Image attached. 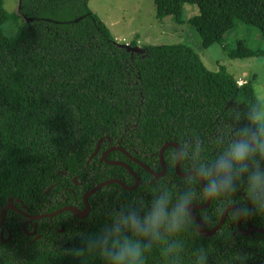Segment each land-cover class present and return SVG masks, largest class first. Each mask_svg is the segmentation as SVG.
Instances as JSON below:
<instances>
[{"label":"trees","instance_id":"obj_1","mask_svg":"<svg viewBox=\"0 0 264 264\" xmlns=\"http://www.w3.org/2000/svg\"><path fill=\"white\" fill-rule=\"evenodd\" d=\"M89 1L19 0L18 14L30 20L33 30L25 27L10 38L1 31L8 16L0 0V220L9 199L34 217L66 206L84 210V194L107 180L133 186L136 180L125 167L103 159L112 148L125 152H109L106 160L125 162L141 184L132 191L116 183L104 186L88 197L91 211L83 219L66 211L53 219L32 221L37 240L23 229L26 217L8 210L0 229V264H102L77 250L87 235L100 230L106 210L147 202L154 184L178 185L183 180L170 162L174 147L164 151L167 174L162 178L131 158L161 173L160 150L166 143L177 144L197 133L213 147L225 123V107L256 95L253 81L239 85L223 71H209L187 45L146 46L143 53L135 51L137 40L130 48L118 45ZM154 3L159 20L170 17L179 24L184 23V6H197L200 15L187 23L196 29L204 48L224 45L237 23L258 30L264 38V0ZM249 49L264 58V50ZM99 141V152L89 161ZM182 169L180 164L185 173ZM147 177L152 184L145 183ZM243 197L238 193L241 200L236 206L251 208ZM206 202L202 198L196 206ZM195 213L212 217L209 231L224 214L216 216L211 203ZM239 220L229 211L215 235L189 239L186 256L203 245L211 250L209 264H264V233L240 234ZM256 228L264 229V219L255 212L245 215L243 231ZM8 230L11 239L3 241ZM26 230L33 228L27 225ZM148 264L162 261L153 252Z\"/></svg>","mask_w":264,"mask_h":264},{"label":"clouds","instance_id":"obj_2","mask_svg":"<svg viewBox=\"0 0 264 264\" xmlns=\"http://www.w3.org/2000/svg\"><path fill=\"white\" fill-rule=\"evenodd\" d=\"M225 113L213 147L197 133L177 141L170 162L183 165L180 184L156 183L147 202L108 208L100 230L87 235L77 253L102 264H148L153 252L162 264H209L211 250L203 245L186 256L189 239L201 236V227L214 226L208 215L197 223L195 206L202 198L215 206L216 216L255 212L264 219V92L234 100ZM241 192L251 208L231 207Z\"/></svg>","mask_w":264,"mask_h":264},{"label":"rangeland","instance_id":"obj_3","mask_svg":"<svg viewBox=\"0 0 264 264\" xmlns=\"http://www.w3.org/2000/svg\"><path fill=\"white\" fill-rule=\"evenodd\" d=\"M89 7L110 29L120 46L130 48L137 40L135 51L143 53L146 46L187 45L199 55L209 71H223L239 85L253 81L256 95L264 92V58L257 57L249 49L264 50V38L254 28L240 27L236 22L224 45L204 48L196 29L187 23L200 15L197 6H184V23L181 24L170 17L159 20L154 0H90ZM3 9L8 16L1 27L4 35L16 38L25 27L32 32L30 20L18 14L19 0H3ZM254 22L258 24L260 19L256 17Z\"/></svg>","mask_w":264,"mask_h":264},{"label":"water","instance_id":"obj_4","mask_svg":"<svg viewBox=\"0 0 264 264\" xmlns=\"http://www.w3.org/2000/svg\"><path fill=\"white\" fill-rule=\"evenodd\" d=\"M100 144H101V141H99V143L97 144V147L94 151V153L91 155L89 161L94 158L97 153L99 152V149H100ZM176 143H172V142H169V143H166L160 150V161H161V164H162V172L161 173H155L154 171H152L147 165H145L144 163L136 160L135 158H131L130 154L129 153H126L128 157H130L134 162L138 163L139 165H141L142 167H144L151 175H153L155 178H162L164 177L166 174H167V165L165 163V160H164V151L169 148V147H174L176 148ZM115 150H121V151H124L123 148L121 147H118V148H112L110 150H108L106 153L103 154V159L108 163V164H111V165H121L123 167H125L135 178V184L133 186H128L126 185L124 182H122L121 180H118V179H111V180H107L105 182H102L100 183L99 185H97L96 187H94L93 189L89 190L88 192H86L83 196V203H84V206H85V209L84 210H80L79 208H76V207H72V206H66V207H63L62 209L58 210V211H55L53 213H48V214H43V215H40V216H28L26 214H24L21 210H18L16 208L15 205L12 204L13 200L12 199H9V203L8 205H6L3 209H2V212H1V220H0V228L3 226L4 224V221H5V218H6V213L8 210H13L19 214H23L25 215L29 220H34V221H38V220H41V219H44V218H49V219H53L55 216L63 213V212H66V211H73L75 212L79 218L83 219L85 217H87L89 214H90V211H91V206L88 202V197L95 194L97 191L101 190L104 186L106 185H109V184H120L124 189L126 190H129V191H132V190H135L140 184H141V181H140V178L137 176V174L125 163V162H119V161H107L106 160V156L109 152H112V151H115ZM125 152V151H124ZM176 172L179 176L181 177H184V175H186V173H182L181 170H180V164H177L176 165ZM75 180V183H77V179H74ZM210 201L207 200L206 204L205 205H202V206H195V211L197 210H204V209H207L209 206H210ZM231 207H238L236 205H233ZM228 213L229 211H226L224 214H223V217L220 221V223L212 230H207L206 227H201L200 228V232L203 236L205 237H211L213 235H215L221 228L222 226L224 225L225 221H226V218L228 216ZM197 216V215H196ZM244 218H245V215H242L240 216V220H239V223H238V231L240 234L242 235H251L255 232H261V233H264V229L263 228H256V229H252L250 231H243L242 229V223L244 221ZM197 222L199 223V217L197 216ZM25 226L26 224H24V230L26 231L25 229ZM62 231V229L60 230ZM36 233V231L34 230L33 233L31 235H34ZM29 235V234H28ZM40 236H38L37 238H35V240H37Z\"/></svg>","mask_w":264,"mask_h":264},{"label":"flooded vegetation","instance_id":"obj_5","mask_svg":"<svg viewBox=\"0 0 264 264\" xmlns=\"http://www.w3.org/2000/svg\"><path fill=\"white\" fill-rule=\"evenodd\" d=\"M12 204H13V202H12ZM14 205V204H13ZM23 215V214H22ZM27 215V214H26ZM23 216H25V215H23ZM29 216V215H28ZM26 217V216H25ZM26 219H27V221L24 223V224H26V226L27 225H29V226H31L32 228H33V230L32 231H28L27 232V230L25 231L26 233H27V235L29 236V237H35V238H37L38 236H36V233L34 234V235H31L32 233H33V231L35 230L36 231V229H37V225L36 224H31L32 223V221H34V220H29L27 217H26ZM24 224H23V229H24ZM26 226H25V229H26ZM2 228V227H1ZM0 228V229H1ZM8 233H9V236H8V238L6 239V240H3V241H8V240H10L11 239V233L9 232V230H8ZM0 236H1V238L3 237V232H0ZM40 238V237H39ZM3 239V238H2ZM35 240V239H34Z\"/></svg>","mask_w":264,"mask_h":264}]
</instances>
